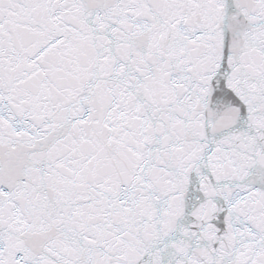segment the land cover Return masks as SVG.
I'll use <instances>...</instances> for the list:
<instances>
[{
    "label": "snow or ice",
    "instance_id": "1",
    "mask_svg": "<svg viewBox=\"0 0 264 264\" xmlns=\"http://www.w3.org/2000/svg\"><path fill=\"white\" fill-rule=\"evenodd\" d=\"M0 264H264V0H0Z\"/></svg>",
    "mask_w": 264,
    "mask_h": 264
}]
</instances>
